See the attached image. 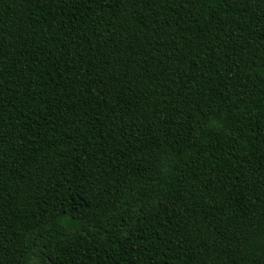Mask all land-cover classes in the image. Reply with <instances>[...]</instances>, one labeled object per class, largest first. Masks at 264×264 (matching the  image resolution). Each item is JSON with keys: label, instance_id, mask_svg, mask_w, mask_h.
<instances>
[{"label": "trees", "instance_id": "trees-1", "mask_svg": "<svg viewBox=\"0 0 264 264\" xmlns=\"http://www.w3.org/2000/svg\"><path fill=\"white\" fill-rule=\"evenodd\" d=\"M0 264H264V0H0Z\"/></svg>", "mask_w": 264, "mask_h": 264}]
</instances>
